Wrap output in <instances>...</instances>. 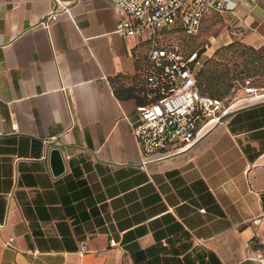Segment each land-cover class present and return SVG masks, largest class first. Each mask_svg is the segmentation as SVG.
I'll return each instance as SVG.
<instances>
[{
	"label": "crops",
	"instance_id": "0c3cea01",
	"mask_svg": "<svg viewBox=\"0 0 264 264\" xmlns=\"http://www.w3.org/2000/svg\"><path fill=\"white\" fill-rule=\"evenodd\" d=\"M230 4L211 12L263 46L264 0ZM123 16L111 0H0V264H264V94L146 161L150 39L117 33Z\"/></svg>",
	"mask_w": 264,
	"mask_h": 264
},
{
	"label": "built area",
	"instance_id": "2783aa9c",
	"mask_svg": "<svg viewBox=\"0 0 264 264\" xmlns=\"http://www.w3.org/2000/svg\"><path fill=\"white\" fill-rule=\"evenodd\" d=\"M61 2L62 0H55ZM123 13L117 33L135 38L148 34L150 47L144 68L148 104L139 111L134 134L146 161L162 158L193 145L208 121H220L223 100L202 94L198 84V55H185L164 34H196L208 12L232 10L230 0H111ZM58 19L50 12L43 24Z\"/></svg>",
	"mask_w": 264,
	"mask_h": 264
},
{
	"label": "rangeland",
	"instance_id": "374dc122",
	"mask_svg": "<svg viewBox=\"0 0 264 264\" xmlns=\"http://www.w3.org/2000/svg\"><path fill=\"white\" fill-rule=\"evenodd\" d=\"M231 23V18H229L224 12L210 11L202 21L200 29L196 34L187 35L184 32H172L169 33L167 38L170 42L179 44L184 54L188 56L204 50L200 57L202 63L204 60L214 57L216 50L221 47L220 35L224 31L232 36L233 41L237 40L236 33L241 32L240 28L231 27ZM212 51L214 52L212 53ZM229 66L231 67V75H238V70L242 68L241 66L236 68L234 61H231ZM236 69L237 72H235ZM257 77L258 75L245 80H242L241 78L233 79L229 94L222 98L224 103L239 102L243 104L261 99L264 94V84L260 83L264 82L263 80L258 81ZM251 81H253V83H250ZM257 248L264 250V242L258 244Z\"/></svg>",
	"mask_w": 264,
	"mask_h": 264
},
{
	"label": "trees",
	"instance_id": "16d2710c",
	"mask_svg": "<svg viewBox=\"0 0 264 264\" xmlns=\"http://www.w3.org/2000/svg\"><path fill=\"white\" fill-rule=\"evenodd\" d=\"M203 51L197 52L198 58L202 56ZM231 61H234L236 68L242 67L238 70V75H231ZM197 75L202 94L220 99L229 94L232 80L235 78L245 80L258 75V81L264 82V45L256 48L234 40L217 49L214 57L204 60Z\"/></svg>",
	"mask_w": 264,
	"mask_h": 264
},
{
	"label": "water",
	"instance_id": "95a60500",
	"mask_svg": "<svg viewBox=\"0 0 264 264\" xmlns=\"http://www.w3.org/2000/svg\"><path fill=\"white\" fill-rule=\"evenodd\" d=\"M60 150L58 148H54L52 150V160H56L58 164L61 166V170L64 168V162L62 156L60 155ZM60 171V170H59Z\"/></svg>",
	"mask_w": 264,
	"mask_h": 264
}]
</instances>
